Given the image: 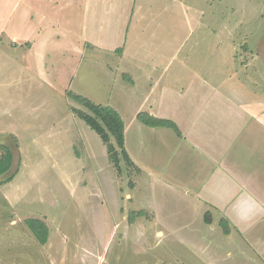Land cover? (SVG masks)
<instances>
[{
  "label": "rangeland",
  "instance_id": "1",
  "mask_svg": "<svg viewBox=\"0 0 264 264\" xmlns=\"http://www.w3.org/2000/svg\"><path fill=\"white\" fill-rule=\"evenodd\" d=\"M137 4L143 11L178 10L177 17H165L167 29H157L167 31L161 32L165 42L144 48L145 57L187 60L241 99L264 101V0ZM144 33L147 45L152 34ZM12 39L0 38V157L6 147L14 154L0 176V264H166L163 254L167 264H179L178 255L188 250L153 221L139 170L124 160L121 171L111 163L106 144L75 112L85 107L69 95L103 105L113 96L126 109L120 88L137 85L126 66L88 49L75 65H55L62 81L42 79L27 65L24 41ZM31 217L47 223L46 244L30 231Z\"/></svg>",
  "mask_w": 264,
  "mask_h": 264
},
{
  "label": "crops",
  "instance_id": "2",
  "mask_svg": "<svg viewBox=\"0 0 264 264\" xmlns=\"http://www.w3.org/2000/svg\"><path fill=\"white\" fill-rule=\"evenodd\" d=\"M137 5V0H0V38L12 34L16 44L21 38L29 69L54 81H62L56 64L75 65L88 49L117 56L137 85L120 88L126 109L113 96L106 103L125 121L126 149L139 168L153 221L171 233L166 239L188 250L178 255L179 264L189 259L264 264V101L241 99L187 60L145 57V49L165 42L157 29L178 10L143 11ZM145 31L152 34L147 45ZM140 112L176 123L178 131L146 125ZM163 258L170 260L168 254Z\"/></svg>",
  "mask_w": 264,
  "mask_h": 264
},
{
  "label": "trees",
  "instance_id": "3",
  "mask_svg": "<svg viewBox=\"0 0 264 264\" xmlns=\"http://www.w3.org/2000/svg\"><path fill=\"white\" fill-rule=\"evenodd\" d=\"M77 102L85 107V110L76 109V114L93 129L106 144L111 163L121 171L122 161H126L130 167H135L125 145V121L122 115L112 106L98 104L81 94L69 92ZM138 118L146 125L150 126H170L178 131L176 123L169 120L157 118L148 112H140ZM0 157V176L7 173L14 160V154L9 147ZM139 170V168H137ZM207 222L211 218L209 214L205 217ZM26 223L30 231L38 238L42 244H46L49 237V227L40 218H27Z\"/></svg>",
  "mask_w": 264,
  "mask_h": 264
}]
</instances>
